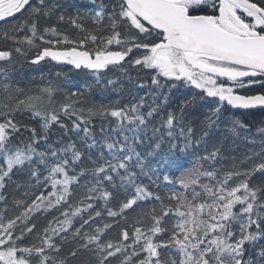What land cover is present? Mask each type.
I'll return each instance as SVG.
<instances>
[{
    "label": "snow or ice",
    "instance_id": "obj_1",
    "mask_svg": "<svg viewBox=\"0 0 264 264\" xmlns=\"http://www.w3.org/2000/svg\"><path fill=\"white\" fill-rule=\"evenodd\" d=\"M17 15L0 50V264H264V116L248 121L264 113V0H0V22ZM18 62L58 70L26 93L8 82ZM229 140L259 150L237 163Z\"/></svg>",
    "mask_w": 264,
    "mask_h": 264
},
{
    "label": "trees",
    "instance_id": "obj_2",
    "mask_svg": "<svg viewBox=\"0 0 264 264\" xmlns=\"http://www.w3.org/2000/svg\"><path fill=\"white\" fill-rule=\"evenodd\" d=\"M68 2H72V0H68ZM57 15H59V14H57ZM53 24H57V26L59 27V29H60L61 31L66 32V33H68V34H70V35H75V32H73L72 26H71L69 23H67V21H65V22H63V23H59V22L57 21L56 16H54V17L52 18V20L48 22V26H51V25H53ZM88 26L91 27V25H88ZM134 55H139V53H135ZM57 70H58V69H57L56 67H54L52 64H49V63H47V62H44V64H42V72L45 73V74L51 72V73L54 75L55 72H56ZM22 71H23V70H20V69L16 68V69H15V75L17 74L18 78H20V75H21V72H22ZM65 71H66V69H65ZM42 72H41V73H42ZM130 74H131V76H132L134 79H136L138 75H139V77H145V76L149 75V74L144 73V72H139V73H137V71H131ZM15 75H14V77L11 79V81L13 82V83H12V86H13V87L18 86V87H20V88H22V89H24V88L21 87V86H24V87H26L27 89H28L29 87H31V86H27V83H24V84L22 85V84L19 82V80L15 78ZM117 75H119V73H118L116 70H113V71H111V72L108 73L109 78H112V79H115V78L117 77ZM73 78H74V79H79V77H75V76H74ZM122 79L126 81V78H122ZM25 81H26V80H25ZM27 82H30V81L27 80ZM34 82H36V80H35ZM81 82H83V81H81ZM139 82H140V80H139V79H136V83H139ZM123 87H124V92H123L122 96L119 97V98L123 99V101H124L125 103H127V102L129 101V99H130V97H129V93L131 92V93H133V94H136V91H137V90H136L135 88H133V87H132L130 84H128L127 82H125V83L123 84ZM29 89H30V88H29ZM24 90H25V89H24ZM70 90H71V89H63V90H62V91L56 96V98H55V103H56L57 106H58L60 103L63 102L64 96H65V95L67 94V92L70 91ZM144 91H145V90H140L139 93H138V95H144ZM255 91H259V88H255V89L251 90L250 92H248V93H243V94H251V93H253V92H255ZM25 92L27 93L26 90H25ZM104 95L107 96V97H108V100H111V101H115V100L118 99L117 95L114 94V93H112V94H110V93H105ZM190 95H191V93H190L189 91L185 90V89L183 88L182 85H181L178 89H173L172 92H171L172 101H171L169 107H176V106L178 105L180 99H183V98H185L186 96H190ZM3 96H4V94H3ZM85 99H86V101H87V104L84 105L85 107L88 106V104H92V103H100V102H101V93H100L98 90H95V89H94V90H92V91L89 92L88 96H87ZM108 100H105V101H103V102L107 103ZM188 111H189L190 118H191L192 116H195L198 112L202 111V109L199 107V103H198L195 109L190 108ZM165 114H166V113H165ZM238 115H239V113H238ZM262 116H264V113H261V112H259V111H256L254 114H248V121L250 122V126H251L253 132L255 131V129H256L258 126H260V125H259V121H260V119H261ZM156 121H157V122L159 121V117H156ZM100 123H101V122H100L99 119H96V120H95V124H96L97 130H99ZM105 123L107 124L108 122L105 121ZM113 123H114V121H113ZM54 131L57 132V135L59 134L57 129H54ZM202 132H203V129L199 126V124H197V126H196V135H197V136H200V135L202 134ZM53 138L55 139V138H57V137H53ZM256 139H259V137H256ZM218 140H219V134H216V135L214 136V138H213L212 140L209 141V145H212V144L216 143ZM194 142H195V141H194ZM233 145H235V152L232 151ZM168 147H170V144L166 141V142H165V145H164V150L166 151ZM248 149L259 150V145H258V144H257V145L248 144V143H245L243 140H236V141L229 140V141L225 142L224 145H223V154H224L225 156H229V157H231V156L234 155V156L237 158V163H239V160H240V159L246 154V152H247ZM203 152H204V147L201 146L199 149H196V150L194 151V155H201V154H203ZM254 162H256V161H250L248 164H245L244 167H249V166H251V163H254ZM231 163H232V161L229 159V160L226 162V166H227V165H230ZM11 191H12V189L10 188V189H9V192H11ZM77 198H78V197H77ZM3 207H4V206H3L2 204H0V208H3ZM8 207H9V209H10L9 212L7 213V215H8L9 217H11V216H13L14 214H16L17 210L14 209V208H12L11 203H9V206H8ZM55 214H56V213H52V214L49 215L46 219L38 218L36 222H37L39 225L46 224V223H47V219H51V218H52V215H55ZM133 215H134V213H130V214H129V217H130L129 222H131V217H132ZM117 231H118V230H114V231L111 233V235H112L113 237H115ZM33 240H34V237H33V238H30V240H29L28 242H32Z\"/></svg>",
    "mask_w": 264,
    "mask_h": 264
},
{
    "label": "flooded vegetation",
    "instance_id": "obj_3",
    "mask_svg": "<svg viewBox=\"0 0 264 264\" xmlns=\"http://www.w3.org/2000/svg\"><path fill=\"white\" fill-rule=\"evenodd\" d=\"M24 15H27V13L25 12ZM24 15H18L15 20L9 19L7 22H0V50H9V49L14 48L13 43L10 40H6L4 38V32L6 30H10L13 24H16L18 21L22 20L24 18ZM13 57L15 60L17 59V56L15 55V53H13ZM20 59H23V58L20 57ZM29 59H31V56H29ZM34 67L36 68L37 66H34ZM19 68L23 70L22 71L23 75H29L30 72H28V70L32 69V68L30 69L27 68L26 66L23 65V63H21V67L19 66ZM38 72L40 73V71ZM3 94H4L3 91L0 90V99L4 98Z\"/></svg>",
    "mask_w": 264,
    "mask_h": 264
},
{
    "label": "rangeland",
    "instance_id": "obj_4",
    "mask_svg": "<svg viewBox=\"0 0 264 264\" xmlns=\"http://www.w3.org/2000/svg\"><path fill=\"white\" fill-rule=\"evenodd\" d=\"M16 60L22 61L23 59H20V57H17ZM23 65L29 69L34 67V66H30L29 64H23ZM19 66L21 67V62L17 63L16 68L20 69ZM38 71H40V73ZM28 72H30L29 75H23V72H21L20 78H18V76L16 74L15 78L18 79L22 85L24 83H27V86H31V87H29L30 89L29 88L27 89L26 87L21 86L29 93L30 90L34 91V90L38 89V87L41 86V82L37 78H40V75L42 72V64L37 66L36 68L34 67V68L28 70ZM27 80H29L30 82H27ZM35 80H36V82H34Z\"/></svg>",
    "mask_w": 264,
    "mask_h": 264
}]
</instances>
